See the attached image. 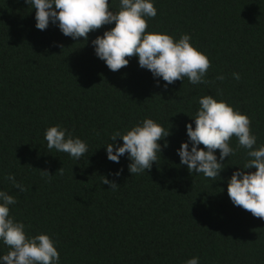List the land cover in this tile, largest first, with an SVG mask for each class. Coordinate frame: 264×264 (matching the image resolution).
<instances>
[{
  "label": "trees",
  "instance_id": "obj_1",
  "mask_svg": "<svg viewBox=\"0 0 264 264\" xmlns=\"http://www.w3.org/2000/svg\"><path fill=\"white\" fill-rule=\"evenodd\" d=\"M154 6L146 31L190 35L210 60L211 83L192 85L185 77L165 91L137 57L110 71L91 39L114 24L87 42L74 41L53 25L38 30L24 0H0V190L17 200L10 215L27 234L54 239L61 264H185L197 256L199 264H264V219L233 206L227 194V180L246 158L236 137L221 179L190 173L176 154L206 95L246 114L257 147L264 144V0H154ZM146 118L170 130L169 146L161 140L157 163L132 175L127 155L111 162L105 147L114 132ZM55 125L87 143L81 160L48 150L44 132ZM121 169L120 177L112 175ZM9 174L26 191L13 187ZM104 177L118 187L111 190ZM8 250L0 243V254Z\"/></svg>",
  "mask_w": 264,
  "mask_h": 264
},
{
  "label": "clouds",
  "instance_id": "obj_2",
  "mask_svg": "<svg viewBox=\"0 0 264 264\" xmlns=\"http://www.w3.org/2000/svg\"><path fill=\"white\" fill-rule=\"evenodd\" d=\"M35 11V27L44 31L50 25L58 27L60 32L74 41L81 38L89 41L90 33L107 25H115L102 35L91 39L95 55L102 60L110 71L117 72L130 64V57L138 58L141 69L151 72L156 86L167 91L177 80L187 77L192 85L209 84L205 77L210 67L209 58L191 43V36L182 34L179 39L158 31H146L148 19L157 16L154 0H119L118 10L110 7L115 0H24ZM57 46L63 48L62 44ZM240 80L238 73H233ZM216 79L223 80V76ZM195 123L186 125L188 140L182 142L176 150L180 165L187 166L190 173L205 178L221 179L226 165L225 159L236 154L237 149L230 146L235 136L237 148L246 150L242 167L234 171L227 180V194L233 206L241 207L254 217L264 219V144L257 147V137L251 131V121L246 114L235 110L224 100L212 95L199 99V109ZM171 135L159 123L151 118L124 131L111 135L106 145L107 159L119 163L127 155L130 161L129 172L142 174L151 170L157 163L158 154L168 147L166 138ZM44 138L49 151L67 153L79 161L89 151L87 143L74 137L61 125L45 129ZM118 139L123 144L117 143ZM201 145L204 147L202 148ZM219 151V157L216 151ZM230 161V160H229ZM255 169V171H251ZM61 168L58 172L62 174ZM46 176L49 172L42 171ZM123 169L112 174L122 175ZM13 187L26 191L17 182L14 174L5 177ZM103 184L115 190V180L104 177ZM17 203L16 198L5 190H0V243L8 247L7 254H0V264H61L56 242L48 234L29 235L25 224L10 215V206ZM200 258L192 257L185 264H199Z\"/></svg>",
  "mask_w": 264,
  "mask_h": 264
}]
</instances>
